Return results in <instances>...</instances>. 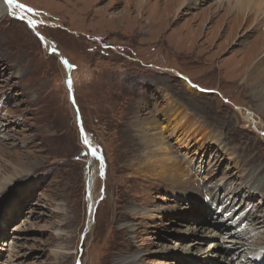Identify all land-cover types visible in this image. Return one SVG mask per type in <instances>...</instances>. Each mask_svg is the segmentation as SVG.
<instances>
[{
    "label": "rangeland",
    "instance_id": "rangeland-1",
    "mask_svg": "<svg viewBox=\"0 0 264 264\" xmlns=\"http://www.w3.org/2000/svg\"><path fill=\"white\" fill-rule=\"evenodd\" d=\"M137 1L2 0L0 264H249L264 245V46L230 76L264 30L244 36L238 6L264 0ZM155 149L189 175L139 174Z\"/></svg>",
    "mask_w": 264,
    "mask_h": 264
},
{
    "label": "bare ground",
    "instance_id": "bare-ground-1",
    "mask_svg": "<svg viewBox=\"0 0 264 264\" xmlns=\"http://www.w3.org/2000/svg\"><path fill=\"white\" fill-rule=\"evenodd\" d=\"M142 1L143 0L137 1L138 7L142 3ZM249 2L250 1H247L246 3H249ZM253 9H255V10H253ZM238 10L240 12H247L246 13L247 19L252 18V20L255 21V25L250 27V29H249V27L248 28L246 27L247 31H246V34H244V36L245 35L247 36L248 34L250 35V34H252V32L257 31V25L259 23L261 24L262 22H264V16L259 18L258 14L261 11V8L258 6H253V5L251 7L238 6ZM6 11H7L6 6L2 3V0H1L0 1V17H2L3 14L6 13ZM249 12H251V13H249ZM250 14H251V17L249 16ZM262 25H264V23ZM261 37H262V39L259 43V48L256 51L250 52L248 57L243 55L239 60L232 62L231 66H230V76L231 77H237L249 64H251V61L259 54L260 51H258V50H260L262 48V46H264V30H263V36H261ZM163 153H164V151H163ZM150 158L152 160L148 161L140 169H138L139 174H141L145 177H152V178L164 181V182L181 181L182 179L186 178L189 175L187 171L182 170L181 165L178 161L169 160V158L166 156L165 153L163 155H161L159 149H155L151 153ZM186 185L192 186V183L187 181ZM201 195L203 196V198L206 199L204 194H201ZM218 201H219V197L216 196V200L213 201V203L210 202V204L219 205ZM228 212L229 211H227V214L230 213V212L229 213ZM235 218L238 220L240 219L238 217H234L232 221H228L227 223L231 224V225L235 224L236 222H233ZM219 222H222V221H218L217 223H219ZM239 226L240 225H237V227H239ZM251 235L252 234L249 232V230H246L245 228H243L242 232H239V236H241V237L244 236V237H248L251 239L252 238ZM263 247H264V245H262L260 248H256V249L255 248L251 249L250 247L244 248V250L246 251V255L249 254L248 255L249 259L246 261L249 262V264H255L257 262L259 264L260 262L264 261V251H263L264 248Z\"/></svg>",
    "mask_w": 264,
    "mask_h": 264
},
{
    "label": "snow or ice",
    "instance_id": "snow-or-ice-1",
    "mask_svg": "<svg viewBox=\"0 0 264 264\" xmlns=\"http://www.w3.org/2000/svg\"><path fill=\"white\" fill-rule=\"evenodd\" d=\"M5 3L9 7H13V8L21 9V10L25 9V5L17 3L16 0H5ZM27 10L31 11V9H27ZM69 83H71V81H69ZM83 143H84L85 146H90V141L87 138V136L84 137ZM92 155L93 156L96 155V149H92Z\"/></svg>",
    "mask_w": 264,
    "mask_h": 264
},
{
    "label": "water",
    "instance_id": "water-1",
    "mask_svg": "<svg viewBox=\"0 0 264 264\" xmlns=\"http://www.w3.org/2000/svg\"><path fill=\"white\" fill-rule=\"evenodd\" d=\"M84 137H85V135H84V132H83V130H82V139L84 140ZM88 147V149H89V153H90V155H92V148H91V146H87ZM91 163V162H90ZM87 228H88V226H87ZM79 263V262H78Z\"/></svg>",
    "mask_w": 264,
    "mask_h": 264
}]
</instances>
